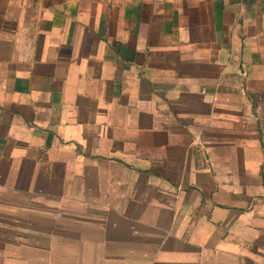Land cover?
I'll list each match as a JSON object with an SVG mask.
<instances>
[{
	"label": "crops",
	"instance_id": "obj_1",
	"mask_svg": "<svg viewBox=\"0 0 264 264\" xmlns=\"http://www.w3.org/2000/svg\"><path fill=\"white\" fill-rule=\"evenodd\" d=\"M0 264H264V0H0Z\"/></svg>",
	"mask_w": 264,
	"mask_h": 264
}]
</instances>
